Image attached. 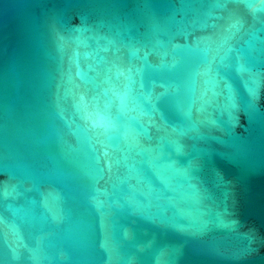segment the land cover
Listing matches in <instances>:
<instances>
[{"label": "water", "instance_id": "95a60500", "mask_svg": "<svg viewBox=\"0 0 264 264\" xmlns=\"http://www.w3.org/2000/svg\"><path fill=\"white\" fill-rule=\"evenodd\" d=\"M0 264H264V0H0Z\"/></svg>", "mask_w": 264, "mask_h": 264}]
</instances>
